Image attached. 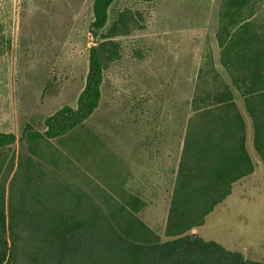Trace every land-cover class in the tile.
I'll return each instance as SVG.
<instances>
[{
    "label": "trees",
    "instance_id": "obj_1",
    "mask_svg": "<svg viewBox=\"0 0 264 264\" xmlns=\"http://www.w3.org/2000/svg\"><path fill=\"white\" fill-rule=\"evenodd\" d=\"M114 2H93V44H86L88 68L75 106L27 122L20 148L15 135L0 133V264L12 262L20 232L37 235L27 238L34 253L45 248L61 264L88 251L91 236L97 247L108 243L127 257L124 264H263L191 231L204 225L235 183L254 173L246 146L250 129L264 165V0H220L217 58L203 51L183 96L174 88L147 89L141 98L139 89L121 101L129 106L128 121L145 131L125 134L128 149L120 150L106 126L91 125L114 97L120 103L109 73L122 64L123 39L142 28L139 13L129 8L110 15ZM10 44L0 21V54ZM134 56L143 58L140 51ZM153 98L170 109H152ZM167 116L169 124L161 121ZM157 197L166 207L165 241L142 219Z\"/></svg>",
    "mask_w": 264,
    "mask_h": 264
},
{
    "label": "rangeland",
    "instance_id": "obj_2",
    "mask_svg": "<svg viewBox=\"0 0 264 264\" xmlns=\"http://www.w3.org/2000/svg\"><path fill=\"white\" fill-rule=\"evenodd\" d=\"M93 2L0 0V21L11 38L10 48L0 54V133L15 135L16 148H20L18 139L27 122L37 123L35 121H43L64 106H75L88 68L86 44L88 47L93 44L89 34ZM219 4L220 0H156L152 3L115 0L112 4L110 15L117 9L129 8L142 18V28L123 39L122 64L109 73L110 91L119 96L120 103L116 104L114 97L104 106L105 111H99L91 121L92 126H106L117 141L113 148L128 149L125 134L145 131L140 122L136 127L128 121L125 113L129 106L123 108L121 101L132 97L139 89H144L138 93L141 98H146L147 89L158 94L174 88L183 96L182 88L190 87L191 76L200 65L203 51L211 49L217 58L213 32ZM136 51H140L142 59L134 56ZM158 105L170 109L168 103H156L154 98L149 107L157 110ZM107 118L110 123L105 124ZM161 121L170 123L168 116ZM246 146L255 163L254 173L235 183L231 195L205 219L203 226L193 229L192 234L240 253L246 262L264 264V165L254 151L251 129ZM160 198L147 203L142 219L165 241L162 229L166 207ZM28 237L34 240L37 235L18 234L10 264H61L57 257L47 254L45 248L39 246V251L34 253ZM94 239L91 236L88 251L70 255L62 263L127 262V257L119 256L108 243L97 247L98 241Z\"/></svg>",
    "mask_w": 264,
    "mask_h": 264
},
{
    "label": "flooded vegetation",
    "instance_id": "obj_3",
    "mask_svg": "<svg viewBox=\"0 0 264 264\" xmlns=\"http://www.w3.org/2000/svg\"><path fill=\"white\" fill-rule=\"evenodd\" d=\"M191 234H192V231H191ZM193 235V234H192ZM245 260V259H244Z\"/></svg>",
    "mask_w": 264,
    "mask_h": 264
}]
</instances>
